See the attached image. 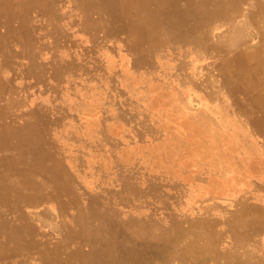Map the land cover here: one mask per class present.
I'll return each instance as SVG.
<instances>
[{
  "label": "rangeland",
  "instance_id": "rangeland-1",
  "mask_svg": "<svg viewBox=\"0 0 264 264\" xmlns=\"http://www.w3.org/2000/svg\"><path fill=\"white\" fill-rule=\"evenodd\" d=\"M215 5L0 0V264H264V20Z\"/></svg>",
  "mask_w": 264,
  "mask_h": 264
},
{
  "label": "bare ground",
  "instance_id": "bare-ground-1",
  "mask_svg": "<svg viewBox=\"0 0 264 264\" xmlns=\"http://www.w3.org/2000/svg\"><path fill=\"white\" fill-rule=\"evenodd\" d=\"M70 1V0H69ZM34 2V1H33ZM182 2V1H181ZM191 2H192V0H191ZM67 3V2H66ZM70 3V2H69ZM208 3V2H207ZM32 4V3H31ZM193 4V3H192ZM28 5V4H27ZM60 5V4H59ZM69 5V4H68ZM191 5V4H190ZM22 6V5H21ZM23 6H25V5H23ZM62 6V5H61ZM254 6V11L252 10V7ZM214 7V6H213ZM63 8H64V6H63ZM24 9V8H23ZM34 9V8H33ZM65 9V8H64ZM253 11V12H251L250 13V16H249V12L250 11ZM22 11V10H21ZM72 11V10H71ZM211 11V10H210ZM209 11V12H210ZM214 12H215V16H216V21L217 22H219L220 24H221V26H222V28L224 29V30H226V32L227 31H230V27L240 18V16H242V17H244V16H246L247 15V17H249V18H247V21L249 22V23H252V24H258V22H261L262 20H264V0H225V2H223V0H216V5H215V7H214V10H213ZM20 12V11H19ZM203 12V11H202ZM243 12H246L244 15H243ZM33 14V13H32ZM211 14H213V13H211ZM22 15H23V13H22ZM25 17H27V16H25ZM31 17H33V15L31 16ZM30 17V18H31ZM36 17V16H35ZM34 18V17H33ZM20 19H22V18H20ZM25 19V18H24ZM64 19V18H63ZM213 19V18H212ZM72 20V19H71ZM67 21V20H66ZM65 21V22H66ZM19 22V21H18ZM207 22V21H206ZM205 22V23H206ZM15 23V22H14ZM32 23V22H31ZM176 23V22H175ZM20 24V23H19ZM21 24H23V23H21ZM36 24V23H35ZM174 24V23H173ZM184 24V23H183ZM186 24V23H185ZM264 24V23H263ZM25 25V24H24ZM28 25V24H27ZM34 25V24H33ZM175 25V24H174ZM203 25V24H202ZM29 26V25H28ZM74 26V25H73ZM210 26V25H209ZM13 27H14V25H13ZM9 28V27H8ZM74 28V27H73ZM152 28V27H151ZM14 29H16V27L14 28ZM22 29V28H21ZM222 29V30H223ZM66 30V29H65ZM75 30V29H74ZM164 30V29H163ZM72 31V30H71ZM220 31V30H219ZM188 32V31H187ZM186 32V33H187ZM62 33V32H61ZM71 33V32H70ZM78 33V32H77ZM170 33V32H169ZM213 33V32H212ZM216 33H217V30H216ZM16 34V33H15ZM79 34V33H78ZM122 34V33H121ZM121 34H120V37H121ZM190 34V33H189ZM189 34H188V36H189ZM48 35V34H47ZM46 35V36H47ZM75 35H77V34H75ZM82 35V34H81ZM81 35H79V37L81 36ZM83 35H85V34H83ZM82 35V36H83ZM184 35V34H183ZM182 35V36H183ZM86 37V36H85ZM114 37V36H113ZM176 37V36H175ZM8 38V37H7ZM6 38V39H7ZM108 38V37H107ZM163 38V37H162ZM191 38V37H190ZM205 38V37H204ZM43 38H41V40H42ZM51 39V38H50ZM103 39V38H102ZM1 40V39H0ZM70 40V39H69ZM116 40V39H115ZM127 40V39H126ZM40 41V40H39ZM48 41V40H47ZM109 41V40H108ZM114 41V40H113ZM118 41V40H117ZM212 41V40H211ZM74 42V41H73ZM121 42V41H120ZM100 43V42H99ZM98 43V44H99ZM167 43V42H166ZM174 43V42H173ZM178 43V42H177ZM16 44V43H15ZM36 44V43H35ZM51 44V43H50ZM97 44V45H98ZM106 44V43H105ZM115 44H116V42H115ZM243 44V43H242ZM39 45V44H38ZM70 45V44H69ZM58 46V45H57ZM95 46H96V44H95ZM116 46V45H115ZM118 46H119V43H118ZM173 46V45H172ZM191 46V45H190ZM27 47V46H26ZM25 47V48H26ZM37 47V46H36ZM39 47V46H38ZM84 47H86V46H84ZM84 47H82V48H84ZM159 47V46H158ZM93 48V47H92ZM120 48H122V47H120ZM184 48V47H183ZM216 48V47H215ZM37 49V48H36ZM39 49V48H38ZM50 49V48H49ZM123 49V48H122ZM31 50V49H30ZM33 50V49H32ZM40 50V49H39ZM104 50V49H103ZM102 50V51H103ZM108 50V49H107ZM115 50V49H114ZM119 50V49H118ZM229 50V49H228ZM85 51V50H84ZM98 51V50H97ZM105 51H106V49H105ZM121 51V50H120ZM123 51H125V50H123ZM45 52V51H44ZM53 52V51H52ZM90 52V51H89ZM94 52V51H93ZM28 53V52H27ZM54 53V52H53ZM64 53V52H63ZM81 53V52H80ZM91 53V52H90ZM166 53V52H165ZM39 54V53H38ZM96 54V53H95ZM102 54V53H101ZM115 54V53H114ZM116 54H119V53H116ZM142 54V53H141ZM53 55V54H52ZM98 55H99V51H98ZM107 55V54H106ZM108 55H109V53H108ZM140 55V54H139ZM143 55V54H142ZM141 55V56H142ZM32 56V55H31ZM41 56V55H40ZM102 56H103V54H102ZM172 56V55H171ZM100 58H101V56H100ZM45 59V58H44ZM73 59H75V58H73ZM24 60V59H23ZM22 60V61H23ZM95 60V59H94ZM142 60V59H141ZM162 60V59H161ZM26 61V60H25ZM31 61H33V60H31ZM90 61V60H89ZM102 61V60H101ZM116 61H117V59H116ZM115 61V62H116ZM47 62V61H46ZM91 62V61H90ZM114 62V63H115ZM130 62V61H129ZM245 62V61H244ZM43 63V62H42ZM69 63V62H68ZM111 63V62H110ZM94 64H96V63H94ZM102 64V63H101ZM171 64V63H170ZM35 65V64H34ZM63 65V64H62ZM104 65V64H103ZM169 65V64H168ZM246 65V64H245ZM33 66V65H32ZM36 66V65H35ZM57 66V65H56ZM67 66V65H66ZM85 66V65H84ZM92 66H94V65H92ZM29 67V66H28ZM52 67V66H51ZM57 67H60V66H57ZM106 67V66H105ZM110 68H112V67H110ZM114 68H116V67H114ZM162 68V67H161ZM93 69V68H92ZM120 69V68H119ZM159 69V68H158ZM70 71H71V69H69ZM79 70V69H78ZM107 70V69H106ZM110 70V69H109ZM132 70V69H131ZM167 70H168V68H167ZM243 70V69H242ZM8 71V70H7ZM66 71V70H65ZM82 71V70H81ZM88 71V70H87ZM234 71V70H233ZM103 72V71H102ZM112 72V71H111ZM115 72V71H114ZM123 72V71H122ZM232 72V71H231ZM120 73V72H119ZM7 74V73H6ZM79 74V73H78ZM81 74V73H80ZM103 74V73H102ZM120 74H122V73H120ZM125 74V73H124ZM136 74H138V73H136ZM229 74H231V73H229ZM234 74V73H233ZM3 75H5V74H3ZM63 75V74H62ZM104 75V74H103ZM125 75H123L122 77H124ZM30 77V76H29ZM81 77V76H80ZM93 77H94V75H93ZM121 77V78H122ZM161 77V76H160ZM164 77V76H163ZM230 77V76H229ZM31 78V77H30ZM76 78V77H75ZM96 78V77H95ZM120 78V79H121ZM110 79H111V77H110ZM113 79V78H112ZM149 79V78H148ZM147 79V80H148ZM151 79V78H150ZM149 79V80H150ZM52 80V79H51ZM70 80V79H69ZM92 80H93V78H92ZM148 80V81H149ZM53 81H55V80H53ZM112 81V80H111ZM159 81V80H158ZM64 82H65V80H64ZM70 82V81H69ZM73 82V81H72ZM150 82V81H149ZM50 83V82H49ZM81 83V82H80ZM92 83V82H91ZM100 83V82H99ZM158 83V82H157ZM56 84V83H55ZM74 84V83H73ZM94 84V83H93ZM48 85V84H47ZM148 85V84H147ZM59 86V85H58ZM64 86V85H63ZM69 86V85H68ZM67 86V87H68ZM34 87V86H33ZM66 87V86H65ZM75 87H77V86H75ZM91 87V86H90ZM129 87H130V85H129ZM148 87H150V86H148ZM57 88V87H56ZM94 88V87H93ZM125 88H127V87H125ZM133 88H135V87H133ZM132 88V89H133ZM64 89V88H63ZM68 89V88H67ZM71 89H72V87H71ZM83 89H84V87H83ZM97 89V88H96ZM160 89V88H159ZM28 90V89H27ZM82 90V89H81ZM92 90V89H91ZM121 90V89H120ZM131 90V89H130ZM161 90V89H160ZM220 90V89H219ZM83 91V90H82ZM88 91V90H87ZM94 91V90H93ZM107 91V90H106ZM137 91H139V90H137ZM220 91H222V89L220 90ZM101 92V91H100ZM145 92H147V91H145ZM30 93V92H29ZM37 93H39V92H37ZM72 93V92H71ZM137 93V92H136ZM44 94V93H43ZM45 94H47V93H45ZM73 94V93H72ZM94 94V93H93ZM105 94V93H104ZM107 94V93H106ZM105 94V95H106ZM145 94V93H144ZM223 94H224V92H223ZM66 95H68V94H66ZM65 95V96H66ZM80 95V94H79ZM78 95V96H79ZM139 95H140V93H139ZM30 96V95H29ZM32 96V95H31ZM47 96H48V94H47ZM76 96V95H75ZM92 96V95H91ZM100 96V95H99ZM111 96V95H110ZM134 97H135V95H133ZM222 96V95H221ZM42 97V96H41ZM49 97V96H48ZM59 97V96H58ZM97 97V96H96ZM143 97H145V96H143ZM167 97V96H166ZM81 98V97H80ZM137 98V97H136ZM27 99V98H26ZM84 99V98H83ZM95 99V98H94ZM70 100H72V98L70 99ZM82 100V99H81ZM86 100V99H85ZM85 100H83V101H85ZM56 101V100H55ZM79 101V100H78ZM83 101H82V103H83ZM89 101V100H88ZM108 101V100H107ZM94 102V101H93ZM32 103V102H31ZM59 103H61V102H59ZM75 103V102H74ZM103 103H105V102H103ZM65 104V103H64ZM72 104V103H71ZM92 104V103H91ZM96 104H98V103H96ZM179 104V103H178ZM66 105V104H65ZM83 106V105H82ZM85 106V105H84ZM87 106V105H86ZM97 106V105H96ZM99 106V105H98ZM169 106V105H168ZM179 106H180V104H179ZM221 106V105H220ZM91 107V106H90ZM95 107V106H94ZM58 108V107H57ZM92 108V107H91ZM112 108V107H111ZM149 108V107H148ZM169 108V107H168ZM182 108H184L183 106H182ZM27 109V108H26ZM52 109V108H51ZM90 109V108H89ZM95 109V108H94ZM138 109V108H137ZM185 109V108H184ZM82 110V109H81ZM84 110V109H83ZM91 111V110H90ZM92 111H94V110H92ZM96 111V110H95ZM94 111V112H95ZM99 111V110H98ZM98 111H96L95 113H97ZM113 111V110H112ZM115 111V110H114ZM168 111V110H167ZM189 111V110H188ZM100 112V111H99ZM169 112V111H168ZM173 112V111H172ZM177 112V111H176ZM191 112V111H190ZM87 113V112H86ZM91 113V112H90ZM163 113H164V111H163ZM174 113V112H173ZM70 114V113H69ZM101 114V113H100ZM121 114V113H120ZM84 115V114H83ZM151 115V114H150ZM179 115V114H178ZM51 116V115H50ZM72 116V115H71ZM93 116V115H92ZM149 116V115H148ZM167 116V115H166ZM174 116V115H173ZM185 116V115H184ZM200 115H198V117H199ZM87 117V116H86ZM154 117V116H153ZM157 117V116H156ZM161 117H162V115H161ZM175 117V116H174ZM183 117V116H182ZM65 118V117H64ZM93 118H94V116H93ZM165 118V117H164ZM225 118V117H224ZM67 119V118H66ZM88 119V118H87ZM110 119V118H109ZM155 119V118H154ZM208 119V118H207ZM20 120V119H19ZM161 120V119H160ZM171 120V119H170ZM180 120V119H179ZM193 120V119H192ZM201 120V119H200ZM65 121V120H64ZM86 121V120H85ZM90 121V120H89ZM176 121V120H175ZM208 121V120H207ZM91 122V121H90ZM93 122H94V120H93ZM112 122V121H111ZM116 122V121H115ZM115 122H114V124H115ZM196 122V121H195ZM226 122V121H225ZM86 123V122H85ZM165 123V122H164ZM170 123V122H169ZM193 123V122H192ZM206 123V122H205ZM72 124V123H71ZM166 124V123H165ZM197 124V123H196ZM123 125H125V124H123ZM157 125V124H156ZM87 126V125H86ZM108 127H109V125H108ZM61 128V127H60ZM93 128V127H92ZM160 128V127H159ZM217 128V127H216ZM221 128V127H220ZM232 128V127H231ZM81 129V128H80ZM86 129H88V128H86ZM96 129V128H95ZM154 129V128H153ZM152 129V130H153ZM173 129H175V128H173ZM204 129V128H203ZM206 129V128H205ZM212 130V129H211ZM84 131V130H83ZM67 132V131H66ZM89 132H90V130H89ZM61 133V132H60ZM59 133V134H60ZM65 133V132H64ZM76 133H78V132H76ZM75 133V134H76ZM94 133V132H93ZM156 133H158V132H156ZM56 134H58V133H56ZM58 134V135H59ZM63 134V133H62ZM82 134H86V133H82ZM92 134V133H91ZM110 134V133H109ZM208 134V133H207ZM218 134V133H217ZM71 135V134H70ZM74 136V135H73ZM82 136V135H81ZM58 137V136H57ZM71 137V136H70ZM211 137V136H210ZM213 138V137H212ZM211 138V139H212ZM218 138H219V136H218ZM241 138V137H240ZM205 139V138H204ZM62 140V139H61ZM81 140V139H80ZM94 140V139H93ZM58 141H60V140H58ZM92 141V140H91ZM213 141H215L214 139H213ZM236 141V140H235ZM242 141V140H241ZM62 142V141H61ZM60 143V142H59ZM86 143V142H85ZM244 143V142H243ZM88 144V143H87ZM98 144V143H97ZM96 144V145H97ZM71 146H72V144H70ZM249 145V144H248ZM66 146V145H65ZM89 146V145H88ZM219 147V146H218ZM221 147V146H220ZM96 148V147H95ZM217 148V147H216ZM72 149V148H71ZM81 149V148H80ZM248 149V148H247ZM92 150V149H91ZM121 149H119V151H120ZM237 150V149H236ZM243 150V149H242ZM241 150V151H242ZM94 151H95V149H94ZM104 151V150H103ZM118 151V150H117ZM244 151V150H243ZM99 152V151H98ZM121 152V151H120ZM101 153V152H100ZM115 153V152H114ZM89 154V153H88ZM97 154V153H96ZM106 154V153H105ZM119 154V153H118ZM92 155H93V153H92ZM99 155H101V154H99ZM98 155V156H99ZM117 156V155H116ZM35 157H37V156H35ZM77 157V156H76ZM75 157V158H76ZM95 157H97L96 155H95ZM136 157V156H135ZM236 157V156H235ZM85 158H87V157H85ZM102 158V157H101ZM64 159V158H63ZM118 159V158H117ZM234 159V158H233ZM237 159V158H236ZM69 160H70V158H69ZM84 160V159H83ZM5 161V160H4ZM30 161V160H29ZM72 161V160H71ZM74 161V160H73ZM87 161V160H86ZM106 160L104 159V162H105ZM110 162H111V160H109ZM118 161V160H117ZM120 161V160H119ZM138 161V160H137ZM22 162H23V160H22ZM93 162V161H92ZM107 162H108V160H107ZM132 162H134V161H132ZM5 163V162H4ZM45 163V162H44ZM121 163V162H120ZM225 163H226V161H225ZM67 164V163H66ZM100 164V163H99ZM111 164V163H110ZM122 164V163H121ZM127 164H128V162H127ZM133 164V163H132ZM84 165V164H83ZM85 165H87V164H85ZM18 166V165H17ZM40 166V165H39ZM114 166V165H113ZM32 167V166H31ZM43 167V166H42ZM73 167V166H72ZM85 167V166H84ZM107 167V166H106ZM105 167V168H106ZM130 167V166H129ZM220 167V166H219ZM41 168V167H40ZM48 168H50V167H48ZM53 168V167H52ZM71 168V167H70ZM128 168V167H127ZM145 168V167H144ZM143 168V169H144ZM221 168V167H220ZM5 169V168H4ZM94 169V168H93ZM97 169V168H96ZM101 169V168H100ZM104 169V168H103ZM121 169V168H120ZM142 169V170H143ZM48 170V169H47ZM105 170V169H104ZM128 170V169H127ZM113 171V170H112ZM89 172V171H88ZM92 172V171H91ZM132 172V171H131ZM165 172V171H164ZM169 172V171H168ZM21 173V172H20ZM85 173V172H84ZM93 173V172H92ZM102 173V172H101ZM104 173V172H103ZM139 173V172H138ZM166 173V172H165ZM7 174V173H6ZM143 174V173H142ZM153 174V173H152ZM159 174V173H158ZM162 174V173H161ZM108 174H106V176H107ZM113 175V174H112ZM144 175V174H143ZM165 175V174H164ZM51 176V175H50ZM134 176V175H133ZM154 176V175H153ZM159 176V175H158ZM103 177V176H102ZM143 177V176H142ZM167 177V176H166ZM109 178H110V176H109ZM121 178V177H120ZM126 179V178H125ZM52 180H54V179H52ZM134 180V179H133ZM139 181V180H138ZM148 181V180H147ZM108 182V181H107ZM141 182H143V180L141 181ZM135 183V182H134ZM161 183V182H160ZM117 184V183H116ZM139 184V183H138ZM141 184V183H140ZM58 185V184H57ZM149 185V184H148ZM158 185V184H157ZM124 186V185H123ZM140 186V185H139ZM159 186V185H158ZM64 187V186H63ZM136 187V186H135ZM148 187V186H147ZM62 188V187H61ZM160 189V188H159ZM54 190V189H53ZM60 190H62V189H60ZM69 190V189H68ZM65 191V190H64ZM151 191V190H150ZM11 192V191H10ZM73 192V191H72ZM72 192H71V194H72ZM42 193V192H41ZM140 193V192H139ZM143 193V192H142ZM56 194V193H55ZM132 194V193H131ZM149 194V193H148ZM141 195V194H140ZM154 195V194H153ZM109 197V196H108ZM142 197V196H141ZM144 197V196H143ZM155 197V196H154ZM30 202H31V200H30ZM150 202V201H149ZM29 203V202H28ZM246 204V203H245ZM33 206V205H32ZM35 206H37V205H35ZM121 206V205H120ZM30 207V206H29ZM122 207V206H121ZM134 207H136V206H134ZM33 208V207H32ZM2 209V208H1ZM5 210V209H4ZM140 210V209H139ZM7 211V210H6ZM14 211V210H13ZM25 211V210H24ZM8 212V211H7ZM20 212V211H19ZM140 212V211H139ZM14 214V213H13ZM20 214V213H19ZM24 214V213H23ZM33 214V213H32ZM7 215V214H6ZM246 216V215H245ZM240 217V216H239ZM250 217V216H249ZM29 218V217H28ZM6 220V219H5ZM240 221V220H239ZM242 221V220H241ZM7 223V222H6ZM13 224H14V222H13ZM25 224V223H24ZM32 224V223H31ZM0 225H2V224H0ZM31 226V225H30ZM29 227V226H28ZM34 228V227H33ZM240 228V227H239ZM11 229V228H10ZM31 229V228H30ZM20 230V229H19ZM176 230V229H175ZM30 231V230H29ZM179 231V230H178ZM9 232V231H8ZM23 232V231H22ZM19 233V232H18ZM182 233V232H181ZM3 235V234H2ZM258 235V234H257ZM21 236V235H20ZM255 236V235H254ZM200 237V236H199ZM198 237V238H199ZM15 238V237H14ZM13 238V239H14ZM193 238V237H192ZM191 238V239H192ZM206 238V237H205ZM204 238V239H205ZM258 238V237H257ZM196 239V238H195ZM202 239V238H201ZM18 240V239H17ZM186 240V239H185ZM197 240V239H196ZM201 241V240H200ZM192 242V241H191ZM5 243V242H4ZM262 243V242H261ZM47 245H48V243H47ZM191 245V244H190ZM51 246V245H50ZM216 246V245H215ZM233 246V245H232ZM2 247V246H1ZM0 247V248H1ZM11 247V246H10ZM28 247V246H27ZM47 247V246H46ZM229 247V246H228ZM12 248V247H11ZM2 249V248H1ZM18 249V248H17ZM204 250V249H203ZM206 250V249H205ZM263 251V250H262ZM13 252V251H12ZM17 252V251H16ZM52 252H53V250H52ZM258 252V251H257ZM18 253V252H17ZM205 253V252H204ZM60 255V254H59ZM61 257V256H60ZM19 259V258H18ZM52 259V258H51ZM263 260V259H262ZM55 261V260H54ZM264 261V260H263ZM58 262V261H57Z\"/></svg>",
  "mask_w": 264,
  "mask_h": 264
}]
</instances>
